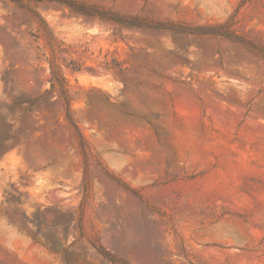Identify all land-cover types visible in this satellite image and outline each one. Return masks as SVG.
<instances>
[{
  "label": "rangeland",
  "instance_id": "obj_1",
  "mask_svg": "<svg viewBox=\"0 0 264 264\" xmlns=\"http://www.w3.org/2000/svg\"><path fill=\"white\" fill-rule=\"evenodd\" d=\"M0 0V264H264V0Z\"/></svg>",
  "mask_w": 264,
  "mask_h": 264
},
{
  "label": "trees",
  "instance_id": "obj_2",
  "mask_svg": "<svg viewBox=\"0 0 264 264\" xmlns=\"http://www.w3.org/2000/svg\"><path fill=\"white\" fill-rule=\"evenodd\" d=\"M8 2L20 5L23 2H25V0H7ZM57 2H60L64 5H66L67 7L71 8L72 10H74L75 12L84 15V16H88V17H92V18H99L101 20H105V21H111L113 23H116L118 25H123V26H127V27H143V26H149L145 23H142L141 21H139L136 18H123L120 17L118 15H115L113 13L104 11V10H100L98 7L95 6H91V5H87L81 2H77L74 0H54Z\"/></svg>",
  "mask_w": 264,
  "mask_h": 264
}]
</instances>
